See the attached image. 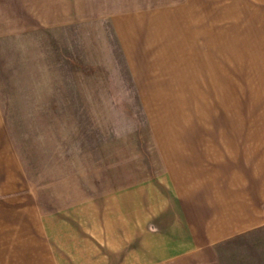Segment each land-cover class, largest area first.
<instances>
[{
	"label": "rangeland",
	"instance_id": "374dc122",
	"mask_svg": "<svg viewBox=\"0 0 264 264\" xmlns=\"http://www.w3.org/2000/svg\"><path fill=\"white\" fill-rule=\"evenodd\" d=\"M204 3L215 11L213 0H0V117L66 264L165 262L202 240L185 216L188 164L218 145L217 117L264 112L253 91L220 82V66L247 60L227 56L251 48L206 41ZM202 117H216L211 139Z\"/></svg>",
	"mask_w": 264,
	"mask_h": 264
},
{
	"label": "crops",
	"instance_id": "0c3cea01",
	"mask_svg": "<svg viewBox=\"0 0 264 264\" xmlns=\"http://www.w3.org/2000/svg\"><path fill=\"white\" fill-rule=\"evenodd\" d=\"M213 2V13L211 4L203 5L206 41L212 35L236 47L245 39L251 48L226 55L247 60L241 66H220V82L253 91L257 101L252 105L264 107V0ZM238 116L217 117L218 145L203 148L206 161L193 158L188 164L185 216L196 218L202 240L187 245L191 252L181 258L175 254L153 264H195L196 250L213 257V264H264V112ZM211 118L216 117H202L203 136L209 139L206 122L210 127ZM33 199L24 162L0 117V264H66L54 251L50 226L44 225V213ZM176 211L172 217L180 216Z\"/></svg>",
	"mask_w": 264,
	"mask_h": 264
}]
</instances>
